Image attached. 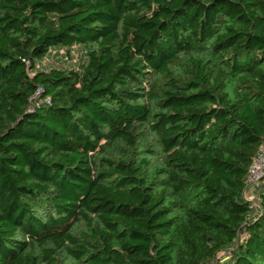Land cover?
Masks as SVG:
<instances>
[{
    "label": "trees",
    "instance_id": "trees-1",
    "mask_svg": "<svg viewBox=\"0 0 264 264\" xmlns=\"http://www.w3.org/2000/svg\"><path fill=\"white\" fill-rule=\"evenodd\" d=\"M263 139L264 0H0V264H264Z\"/></svg>",
    "mask_w": 264,
    "mask_h": 264
},
{
    "label": "rangeland",
    "instance_id": "rangeland-1",
    "mask_svg": "<svg viewBox=\"0 0 264 264\" xmlns=\"http://www.w3.org/2000/svg\"><path fill=\"white\" fill-rule=\"evenodd\" d=\"M57 51H58L57 48H51L50 51L48 52V54L46 55V57L40 61L38 68L39 69H49L50 67H52V65L55 67H57V66L64 67L63 63H62L63 61L61 59V56L57 53ZM82 55H83V50L79 46L77 49V56L79 58V56H82ZM183 60L184 59L182 58L180 66H176L175 72H177V73L182 72ZM150 149L152 150V152L149 154V157H150V160L152 162V166H156L159 164V162L163 158V154H162V151H161L159 144L157 143V140H154V144H152V146H150ZM246 198H248L250 201H252L254 203H257V199H255L251 190L246 194ZM225 258H226V253H220L216 256V259L218 261H220V260L223 261V260H225ZM68 262H69V260L64 255H61L58 258L57 264H68Z\"/></svg>",
    "mask_w": 264,
    "mask_h": 264
},
{
    "label": "built area",
    "instance_id": "built-area-1",
    "mask_svg": "<svg viewBox=\"0 0 264 264\" xmlns=\"http://www.w3.org/2000/svg\"><path fill=\"white\" fill-rule=\"evenodd\" d=\"M57 53L61 56L64 67L76 64L79 59L77 56L76 47H73L71 49L70 56L66 54L65 49H59ZM263 178H264V139L248 170V174L246 178V191L244 192V195L246 196V194L250 190L254 195V191L260 188ZM252 206L255 208L256 204H252Z\"/></svg>",
    "mask_w": 264,
    "mask_h": 264
}]
</instances>
